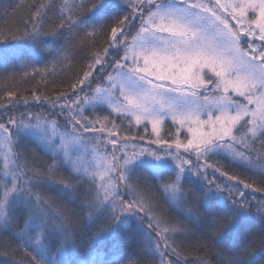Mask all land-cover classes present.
<instances>
[{
    "label": "snow or ice",
    "instance_id": "6c2138e0",
    "mask_svg": "<svg viewBox=\"0 0 264 264\" xmlns=\"http://www.w3.org/2000/svg\"><path fill=\"white\" fill-rule=\"evenodd\" d=\"M123 2L128 11L110 24L87 26L82 18L102 0H31L16 5L26 16L0 29V43L65 34L54 62L76 49L86 62L70 92L55 99L33 94L31 103L11 99L9 92L8 103L0 104V264H59L45 255L49 235L59 236L56 255H63L79 246L83 225L92 229L89 254L116 250L119 264H242V254L217 250L216 242L245 210L264 219V151L257 150V144L264 150V0ZM101 40L107 47H98ZM114 49H123V56ZM205 68L214 75H201ZM95 101L112 111L90 116L84 105ZM21 102L24 111L17 107ZM34 104L48 110L33 111ZM113 113L143 124L145 132L151 124L155 138L147 146L139 143L143 136L114 137L111 130L104 138L105 129L117 127ZM168 120L177 131L187 125L191 138L182 143L170 128L161 136ZM30 130L42 132L47 143L22 145L21 134ZM223 153L253 174L225 170L216 160ZM148 157L170 158L175 174L155 183L134 178V165ZM186 172L203 188L186 187ZM44 185L70 191L72 206L43 191ZM213 192L230 201L232 211L211 215L206 232L197 235L190 223L201 221ZM126 216L139 221L138 235L126 230L105 239ZM254 246L264 247V231L243 252Z\"/></svg>",
    "mask_w": 264,
    "mask_h": 264
},
{
    "label": "trees",
    "instance_id": "16d2710c",
    "mask_svg": "<svg viewBox=\"0 0 264 264\" xmlns=\"http://www.w3.org/2000/svg\"><path fill=\"white\" fill-rule=\"evenodd\" d=\"M30 2L31 0H0V29L6 30L9 26L17 24L22 17L26 16V10L23 8L16 9V5L19 3L28 4ZM68 2L72 4L73 0H68ZM76 2H80V0H76ZM127 11V5L121 0H102L100 6L85 14L82 22L87 26L110 24L115 17ZM65 42L66 35L57 34L54 36H41L35 41L29 38H19L0 43V49H7L3 53H0V104L8 103L10 98L9 92L12 93L11 99L23 97L27 98L30 103L32 102L33 94L50 96L55 99L62 92H70L69 83L72 82L73 77L77 73L81 72V68L86 62L84 53L78 49L62 54L54 62V59L64 47ZM98 47H107V44L101 40ZM113 53L117 56L120 54L117 49H114ZM22 65H27V67H23ZM33 66L39 69L40 75L35 74ZM13 72L16 73L14 79L11 75ZM97 84H93V87ZM38 106L39 104H34L33 111H47L45 110L48 107L47 104L42 105L45 108H37ZM17 107L19 111L25 110V105L22 102ZM108 112H111V110L105 107H97L89 111L88 114L95 116L105 115ZM113 118L117 126L113 131L119 136H152L149 126L147 132H145L144 127L137 125L134 120L129 124L128 120H121L115 113H113ZM109 127L111 128V126ZM26 144L31 148L36 143L29 141ZM41 154L44 155V153ZM216 160L226 166L225 170H235L244 176L253 174L252 170L240 166L238 162H233L227 156L219 155L216 157ZM132 176L140 181L152 182L141 168L136 169ZM153 178L156 180L157 176L153 174ZM255 179H260L258 172L255 175ZM184 185L186 187H195L198 190L203 188L197 181H189ZM50 188L42 187V190L72 206L73 197L70 191H61L59 187L54 185H51ZM207 200L208 206L201 209V221L190 223L193 233L197 235H203L206 232L207 220L211 215L220 216L232 211L231 202L224 199L218 193L208 195ZM209 206L215 209L213 213L208 212ZM246 212H248V217H244ZM103 219V216L98 217L97 223L102 222ZM138 229L139 227L135 226L134 220L128 223L120 222L105 235V239L111 240L126 230H132L138 235ZM91 230L89 226L83 225L80 229L79 246L67 247L63 255H56L57 249L61 246L60 238L55 233L50 234L46 241L45 255L49 258L54 257L59 261V264H88L93 259H96L95 264H119V253L116 250H108L101 253L98 257H93L89 254L87 246L88 235ZM262 231H264V219H261L252 210H245L234 217L233 224L225 229L220 239L216 242L217 250L225 251L229 254H242V264H264V247L254 246L253 250L247 253L243 252L246 243L254 237H258Z\"/></svg>",
    "mask_w": 264,
    "mask_h": 264
},
{
    "label": "rangeland",
    "instance_id": "374dc122",
    "mask_svg": "<svg viewBox=\"0 0 264 264\" xmlns=\"http://www.w3.org/2000/svg\"><path fill=\"white\" fill-rule=\"evenodd\" d=\"M121 1L123 2V0H121ZM133 2H135V0H133ZM221 2H222V3H226V2H230V0H221ZM169 6H170V7H175L174 4H170ZM132 35H135V31H133ZM128 39H129V42L131 43V36H129ZM6 50H7V49H0V53H3V52L6 51ZM117 50H118V49H117ZM118 51H119V50H118ZM119 53H120L121 56H123V54H124L123 49H121ZM118 55H119V54H118ZM142 64H143V61L141 60V65H142ZM204 73H207L208 75H214V74L212 73V71H211L210 68H205V69H203L202 72H201V75H204ZM105 79H106V78H105ZM205 79H207V77H205ZM97 86H105V85H103V84H99V83H98V84H97L96 86H94V87H97ZM86 91H87V89H86ZM80 95H81V96H84L85 94H84V93H81ZM213 99H214V97H212L211 95H209V103H210ZM62 102H63V101H62ZM37 105H38V104H37ZM84 107H85L87 113H88L89 111H91L92 109H95V108H97V107H105V108H107V109H109V110L112 111V109H111L110 107H108V106H107L104 102H102V101H95V102H93V103H89V104L84 105ZM213 107H214V106H213ZM37 108H45V107H43V106H41V105L39 104V106H38ZM45 110H48V107H46ZM37 111H41V110H37ZM217 114H219V113H217ZM89 115H90V114H89ZM202 118H206V117H202ZM133 120H134V119H133ZM134 121H135V120H134ZM140 125L143 126V124H140ZM148 126L151 128V124H149ZM237 126H238V125H237ZM97 127H100V125H97ZM169 128H170L171 131L175 134V138H176V139H180V140L182 141V143H186V139H185L186 136H187V138H191V133H188V132H187V125H185V126L182 127V128H179V131H177L178 126H177V125H172V123H171L170 120L165 121L164 124L161 125V132H160V135H161V136L165 135V132H166ZM217 128H219V125H217ZM109 130L112 131L114 137H123V135H120V136L117 135V134H116V133H115V132L109 127V129H105V132H104V138L107 137ZM203 130H204V131H211V128L208 127V126H205ZM233 133H235V128H233ZM43 136H44V134H43L42 132H40L39 130H30V131H28V132H25V133H22V134H21V143H22V145H24V146H26V147H28V145H27L26 143L29 142V141H31V142L34 141L36 144H37L38 142L47 143L46 141L43 140ZM128 137H129V136H128ZM130 138H131V137H130ZM137 138H138V137H137ZM151 138H153V139L155 138V134H154V133H152ZM148 140H149V137H145V139H144L142 142H139V140H138L137 142L141 143V146H147V145H148ZM152 147L155 148V147H157V145H152ZM28 148H29V147H28ZM257 150H258V151H263V150H261V149L259 148L258 144H257ZM181 151H182V149H181ZM221 155H224V156L229 157V156L227 155V153H223V154H221ZM0 158H2V152H0ZM46 158H47V157H45V159H46ZM229 158H230V157H229ZM230 159H231V158H230ZM148 161H150L151 163H149ZM156 164H162V167H161L160 169L156 170V171H153V167H152V165H156ZM138 168H139V169L141 168V170L144 171V172L147 174V176L149 177V180L152 181L153 183H155L157 180H159V179L162 178V177H167V176H169V175H174L175 172H176L175 163H174L170 158H168V157H165L163 162H162V161H155V160L152 159L151 157L145 158V159L142 160V161H137L136 164H135L134 167H133V172H132V174H133L134 171H136V169H138ZM150 169H151V170H150ZM150 171H152V172H150ZM209 171L211 172V170H209ZM153 174H155V175L157 176V179H156V180L153 178ZM216 175L219 176L218 173H216ZM189 181H197V182H199V184H200L201 186H203V181H202L199 177H197V176H195V175H193V174H191V173H189V172H186V173L184 174L183 183L185 184L186 182H189ZM48 186L51 187V185H44L43 187H46V188H48V189H51V188L48 187ZM54 186L59 187V188L61 189V191L69 192V191L63 189L62 186H59V185H54ZM213 193H214V192H213ZM210 194H212V193H209L208 195H210ZM19 202H20V201H18V203H19ZM248 216H249V215H248V212H246V213L244 214V217H248ZM131 219L134 220V224H135V226H136V227H139V221H138L134 216H126V217H122L120 222H122V223H128V222H130V221H133V220H131ZM120 222H119V223H120ZM119 223H118V224H119ZM34 226H36V225H34ZM115 226H116V225H115ZM57 236H58V235H57ZM58 237H59V236H58ZM45 251H46V250H45Z\"/></svg>",
    "mask_w": 264,
    "mask_h": 264
}]
</instances>
